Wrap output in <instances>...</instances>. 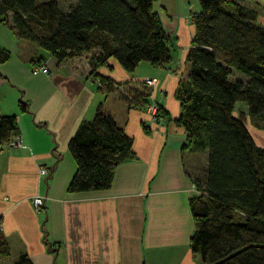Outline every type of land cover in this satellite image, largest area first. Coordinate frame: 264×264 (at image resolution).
<instances>
[{
	"label": "crops",
	"instance_id": "crops-1",
	"mask_svg": "<svg viewBox=\"0 0 264 264\" xmlns=\"http://www.w3.org/2000/svg\"><path fill=\"white\" fill-rule=\"evenodd\" d=\"M237 1L256 9L264 25V1ZM153 9L180 56L176 50L169 64L142 72H127L110 58L97 72L116 82L156 78L150 99L171 116L162 123L99 91L88 53L59 61L0 24V47L10 53L0 62V114L16 117L22 143L0 148V228L9 246L0 264H15L22 255L32 264H203L190 249L189 199L198 194L194 180L203 176L207 152L184 149L187 134L175 121L180 108L174 95L199 4L156 0ZM42 65L48 73H32ZM99 105L132 138L133 157L117 165L107 189L69 193L75 163L68 142ZM35 195L43 197L39 211L31 204Z\"/></svg>",
	"mask_w": 264,
	"mask_h": 264
},
{
	"label": "trees",
	"instance_id": "trees-1",
	"mask_svg": "<svg viewBox=\"0 0 264 264\" xmlns=\"http://www.w3.org/2000/svg\"><path fill=\"white\" fill-rule=\"evenodd\" d=\"M155 1L73 0L63 10L57 0H0V24L59 61L88 53L89 76L98 90L116 94L127 109L142 111L151 97L143 81L116 82L97 69L110 58L127 72L142 61L171 62L176 41L153 9ZM198 4L191 15L194 34L186 71L174 93L180 108L175 121L187 134L184 149L207 152L203 176L194 180L198 194L189 199L190 249L203 264H264V146L245 123L246 116L254 123L264 120V25L256 9L237 0ZM9 57L0 47V62ZM234 72L241 78L232 79ZM238 103L245 112L236 113ZM158 116L171 120L161 104ZM16 129L14 115L0 114V148ZM68 151L75 171L67 191L103 190L117 165L133 157L132 138L99 105L92 119L80 122ZM8 254L0 228V255ZM15 264L32 263L22 255Z\"/></svg>",
	"mask_w": 264,
	"mask_h": 264
},
{
	"label": "rangeland",
	"instance_id": "rangeland-1",
	"mask_svg": "<svg viewBox=\"0 0 264 264\" xmlns=\"http://www.w3.org/2000/svg\"><path fill=\"white\" fill-rule=\"evenodd\" d=\"M58 3L60 4L61 8L63 10H68V8L71 6V4L73 3V0H57ZM259 1V0H257ZM264 20V18H263ZM263 23V21H260ZM177 50V51H176ZM176 51V52H175ZM173 52H175V58H177L179 55V50L178 49H175ZM146 67H154L152 66L150 63L146 62V61H142L138 64V66L136 67V71L139 72V71H144L146 70ZM145 78H153V77H144L143 79ZM231 78L232 79H237V78H241V76L238 74V73H233L231 75ZM157 85V83H156ZM149 87V86H148ZM156 87V86H155ZM155 87H149L150 89V95L152 96V94L155 92ZM150 101H152L150 99ZM147 106V105H146ZM243 110L244 112L246 111V108L245 106L242 104V103H238L237 106H236V113L237 111L239 110ZM145 112L147 113L146 109H145ZM148 114V113H147ZM149 115V114H148ZM150 116V115H149ZM158 123H162L164 122V120L162 121H157ZM245 123L250 131V133L252 134L254 140L260 144L261 146H264V120H258L256 121V123L252 122L248 116L245 117ZM256 124V125H255Z\"/></svg>",
	"mask_w": 264,
	"mask_h": 264
},
{
	"label": "built area",
	"instance_id": "built-area-1",
	"mask_svg": "<svg viewBox=\"0 0 264 264\" xmlns=\"http://www.w3.org/2000/svg\"><path fill=\"white\" fill-rule=\"evenodd\" d=\"M38 72L48 73L49 69L46 66L42 65V66L35 67L32 70L33 74H36ZM143 82L149 87H155L157 83V79L156 78H145L143 79ZM145 109L153 121L157 122V121L164 120L162 116H158V104L156 102L150 101L145 107ZM21 145H22L21 138L18 133L12 134L9 140L5 144V146L9 149L17 148V147H20ZM40 173L42 174L46 173V169L41 168ZM31 204L35 211H39L43 206V197L39 195L33 196L31 198Z\"/></svg>",
	"mask_w": 264,
	"mask_h": 264
}]
</instances>
